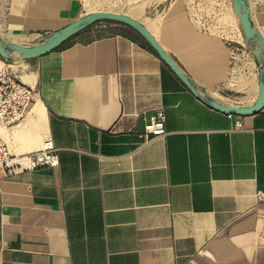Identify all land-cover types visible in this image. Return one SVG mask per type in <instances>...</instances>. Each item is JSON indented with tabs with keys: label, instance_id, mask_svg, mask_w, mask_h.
Instances as JSON below:
<instances>
[{
	"label": "crops",
	"instance_id": "obj_1",
	"mask_svg": "<svg viewBox=\"0 0 264 264\" xmlns=\"http://www.w3.org/2000/svg\"><path fill=\"white\" fill-rule=\"evenodd\" d=\"M247 5L264 38V0ZM115 6L100 11L140 21L211 98L254 103L260 61L231 0ZM93 12L83 0H0V38L32 46ZM4 64L33 98L0 140L14 155L49 144L58 163L0 173V264H264V109H212L124 24ZM157 111L166 134L145 136Z\"/></svg>",
	"mask_w": 264,
	"mask_h": 264
},
{
	"label": "water",
	"instance_id": "obj_2",
	"mask_svg": "<svg viewBox=\"0 0 264 264\" xmlns=\"http://www.w3.org/2000/svg\"><path fill=\"white\" fill-rule=\"evenodd\" d=\"M233 13L237 17L243 41L251 53L260 61L258 77V93L253 104L249 106L223 105L211 98L205 91L189 79L175 64L171 57L159 45L147 28L138 20L126 14L108 11H97L86 14L72 21L65 27L45 36L39 43L24 46L17 43L5 42L0 38V57L11 60L14 58L28 60L37 58L64 43L66 40L89 27L95 22L111 21L124 24L133 29L153 49L163 63L185 85V87L200 101L212 109L228 115L246 116L264 109V38L252 25L249 18L247 0H231Z\"/></svg>",
	"mask_w": 264,
	"mask_h": 264
},
{
	"label": "built area",
	"instance_id": "obj_3",
	"mask_svg": "<svg viewBox=\"0 0 264 264\" xmlns=\"http://www.w3.org/2000/svg\"><path fill=\"white\" fill-rule=\"evenodd\" d=\"M33 90L19 82L11 74L9 66L0 67V126L10 128L22 121L31 105ZM239 126V123H237ZM145 136L165 135L164 116L157 111L144 128ZM51 145L22 155L12 154L0 140V173L9 176L18 172L32 171L42 167H56L57 157ZM258 203H264V192H257Z\"/></svg>",
	"mask_w": 264,
	"mask_h": 264
},
{
	"label": "rangeland",
	"instance_id": "obj_4",
	"mask_svg": "<svg viewBox=\"0 0 264 264\" xmlns=\"http://www.w3.org/2000/svg\"><path fill=\"white\" fill-rule=\"evenodd\" d=\"M124 2L125 0H83V6L85 11H100L108 9H117L115 4ZM202 12V21L205 22V20H207L208 18L205 15V11L202 10ZM209 19L211 18L209 17ZM209 19L206 22H209Z\"/></svg>",
	"mask_w": 264,
	"mask_h": 264
},
{
	"label": "trees",
	"instance_id": "obj_5",
	"mask_svg": "<svg viewBox=\"0 0 264 264\" xmlns=\"http://www.w3.org/2000/svg\"><path fill=\"white\" fill-rule=\"evenodd\" d=\"M101 23H108V24H116V25H121L118 22H111V21H100V22H95L93 23L91 26L95 25V24H101Z\"/></svg>",
	"mask_w": 264,
	"mask_h": 264
}]
</instances>
